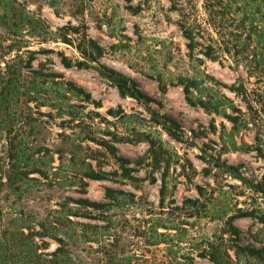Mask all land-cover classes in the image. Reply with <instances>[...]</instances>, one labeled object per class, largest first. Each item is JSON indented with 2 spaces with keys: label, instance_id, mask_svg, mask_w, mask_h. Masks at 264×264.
Masks as SVG:
<instances>
[{
  "label": "rangeland",
  "instance_id": "obj_1",
  "mask_svg": "<svg viewBox=\"0 0 264 264\" xmlns=\"http://www.w3.org/2000/svg\"><path fill=\"white\" fill-rule=\"evenodd\" d=\"M260 35L262 0H0L2 224L78 229L82 264H264Z\"/></svg>",
  "mask_w": 264,
  "mask_h": 264
},
{
  "label": "trees",
  "instance_id": "obj_2",
  "mask_svg": "<svg viewBox=\"0 0 264 264\" xmlns=\"http://www.w3.org/2000/svg\"><path fill=\"white\" fill-rule=\"evenodd\" d=\"M242 1L244 3H255L257 0ZM246 7H248V4ZM251 20L254 21V18L251 17ZM262 38L264 39V37ZM111 193L113 191L108 190V194L110 195ZM81 202L94 208H103L105 206L100 203H89L87 200ZM14 226H5L0 220V264H82L73 254L67 242L71 237L74 239L83 237V235H79L78 229L73 233L55 235L43 224L39 227V230L42 231L25 229V227L17 225ZM44 238H51L57 241L58 247L54 252H45L48 250V244L42 240ZM37 239L40 241L38 242ZM202 255L209 258L214 264H233V260L227 252H222L211 243L205 246Z\"/></svg>",
  "mask_w": 264,
  "mask_h": 264
}]
</instances>
